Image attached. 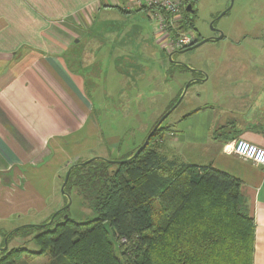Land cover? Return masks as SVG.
<instances>
[{"label":"crops","instance_id":"1","mask_svg":"<svg viewBox=\"0 0 264 264\" xmlns=\"http://www.w3.org/2000/svg\"><path fill=\"white\" fill-rule=\"evenodd\" d=\"M151 1L0 0V231L4 235L21 226L42 224L63 207L65 195L58 198L57 193L68 167L85 156L110 158V145L116 151L123 148V134L111 132L104 138L100 110L93 104L101 101L90 98L89 92L100 95V86L85 69L93 66L103 49L102 44L93 46L100 33L90 32V26L125 23ZM146 11L150 15V9ZM129 34L106 33L107 40L117 42L111 56L125 81L131 78L129 69L140 63L125 41ZM245 67L230 62L218 70L232 77ZM205 74L203 81L209 83L213 75ZM259 83L232 82L233 95L206 92L210 99L191 112L186 123L167 125L166 134L172 137H165L161 146L170 158L212 165L241 181V195L256 224L254 264H264V167L230 150L240 139L264 148V83ZM138 138L133 132L127 153L117 159L136 150L144 140L137 142Z\"/></svg>","mask_w":264,"mask_h":264},{"label":"trees","instance_id":"2","mask_svg":"<svg viewBox=\"0 0 264 264\" xmlns=\"http://www.w3.org/2000/svg\"><path fill=\"white\" fill-rule=\"evenodd\" d=\"M184 13L181 26L194 29L191 13ZM168 130L162 123L137 154L146 140L126 158L96 157L68 167L66 194L78 188L96 218H64L67 208L50 224L53 215L43 226L16 228L9 241L32 237L38 250L8 248L0 264H24V256L48 257L49 264H254L256 224L241 181L164 154L158 141Z\"/></svg>","mask_w":264,"mask_h":264},{"label":"rangeland","instance_id":"3","mask_svg":"<svg viewBox=\"0 0 264 264\" xmlns=\"http://www.w3.org/2000/svg\"><path fill=\"white\" fill-rule=\"evenodd\" d=\"M232 1H194L193 6L196 11L190 15L194 29L179 25L176 27L178 34L190 33L197 39L199 34L202 38H211L223 33L224 38L219 41H208L187 52H180L184 48L167 53L162 48V33L157 32L156 23L146 10L134 13L125 23L104 25L95 22V26H90V32L100 33V37L96 39L97 44L93 46L102 44L103 47L101 53L96 56L93 66L85 69V73L91 77L92 82L100 86V95L89 92L90 98L93 101H101V103L93 104L100 110L104 138H107L111 132H115L119 137L123 134V148L116 151L117 149L110 145L111 157L106 159H122L117 157L127 153L128 142L132 139L133 132L135 136L139 135L140 139L138 138L137 142L141 141L146 134H150L156 122L171 110L172 112L163 122L164 126L177 127L179 124L186 123L189 114L205 105V101L210 99V96H206V92L226 95L231 91L233 95L234 88L230 86L232 82L264 83V0H234L230 12L218 19L217 17L231 6ZM211 24L214 27H211ZM176 30L173 32L176 33ZM107 31L130 32L125 41L128 48L135 51L133 53H136L140 63L134 66V70L129 69L131 78L127 81L119 77L122 73L118 71L117 64L114 67L111 56V52L114 53L112 45H118L114 40L106 39ZM118 49L116 48V51ZM170 54H173L172 57ZM230 62L245 65L246 71L238 76H225L218 68ZM206 72L213 75L209 83L203 81ZM193 79H196L193 85L185 90L186 85ZM109 91L112 94L108 95ZM127 132L129 133L126 134ZM168 135L159 137L158 143L161 146L165 143V137L168 140L172 137ZM98 152L103 153L101 149ZM104 153L108 156L107 151ZM87 157H83L81 162L87 161ZM69 193L71 205L64 218L68 217L77 222L96 218V213L79 195L78 188H71ZM62 196L60 187L57 197L62 198ZM10 232L5 236L4 232L0 231V248L5 246V238ZM14 247L38 250L32 237L23 238L19 234L13 236L10 241L8 239V248ZM23 260H25L24 264H49L50 262L48 257L24 256Z\"/></svg>","mask_w":264,"mask_h":264},{"label":"built area","instance_id":"4","mask_svg":"<svg viewBox=\"0 0 264 264\" xmlns=\"http://www.w3.org/2000/svg\"><path fill=\"white\" fill-rule=\"evenodd\" d=\"M187 0H152L145 5L150 9V17L154 20L158 33H162V48L167 53L186 48L192 40H196L190 33L178 34L176 27L181 26L185 18L183 13ZM176 30V33L173 31ZM230 153L244 160L264 167V148L251 144L243 139L235 141Z\"/></svg>","mask_w":264,"mask_h":264},{"label":"water","instance_id":"5","mask_svg":"<svg viewBox=\"0 0 264 264\" xmlns=\"http://www.w3.org/2000/svg\"><path fill=\"white\" fill-rule=\"evenodd\" d=\"M233 3H234V0L232 1L231 6H230L225 12H223V13L219 16V18L223 17V16H224L229 10H231V8H232V6H233ZM185 11L188 12V13H194V10H193L191 4L187 5V7L185 8ZM219 18H218V19H219ZM211 27H214V26L211 24ZM223 38H224L223 33H220V35H219L218 37L204 38V39H203L202 41H200V42H196L195 40H192V41L189 43V45L187 46V48H185L184 50H182V51H180V52H187V51H190V50H193V49H196V48L200 47L201 45L207 43L208 41H211V40H218V41H219V40H221V39H223ZM172 55H173V54H170V57H172ZM191 83H192V81H190V82L186 85L185 90L188 89V87L190 86ZM185 92H186V91H185ZM171 112H172V110L169 111L167 114H165V115H164V116H163V117L157 122V124L154 126L153 130H152V131L150 132V134L148 135V137H147V139H146V142H144V144L139 148V150H137L136 154L139 153V151H141L143 148H145V147L147 146L149 139L152 137V135L154 134V132H155V131H156V130L162 125V123L167 119V117L170 115ZM136 154H135V155H136ZM93 159H94V158H93ZM90 161H92V159L87 160L86 163H88V162H90ZM70 170H71V168L68 170V172H67V174H66V177H65V180H64V183H63L62 188H61V191H62L63 194H66V192H65V187H66V185H67V183H68V180H69V177H70ZM66 196L69 198L68 203H67V205H66L64 208H61L60 210H62V209H67V208H69L70 205H71V200H70L69 195L66 194ZM60 210H59V211H60ZM57 213H58V212H56L55 214H53L52 219L50 220V222H49L48 224L52 223V221L54 220V218H55V216L57 215ZM39 225L43 226L42 224H39ZM25 226H27V225H25ZM11 233H12V232H10V234L5 238V246H4L3 248H0V252H5V251L8 249V239H9Z\"/></svg>","mask_w":264,"mask_h":264},{"label":"flooded vegetation","instance_id":"6","mask_svg":"<svg viewBox=\"0 0 264 264\" xmlns=\"http://www.w3.org/2000/svg\"><path fill=\"white\" fill-rule=\"evenodd\" d=\"M192 8H193V10H194V12H195L196 9L194 8V6H192ZM185 12H186V11H185ZM229 12H230V10H229L227 13H229ZM187 13H188V12H187ZM227 13H226V14H227ZM191 14H193V13H191ZM221 14H222V13H221ZM221 14H220V15H221ZM226 14H225V15H226ZM220 15H219V16H220ZM225 15H224V16H225ZM219 16H218L217 18H219ZM219 35H220V34H219ZM194 80H196V79H193L192 82H194ZM190 85H191V84H190Z\"/></svg>","mask_w":264,"mask_h":264}]
</instances>
